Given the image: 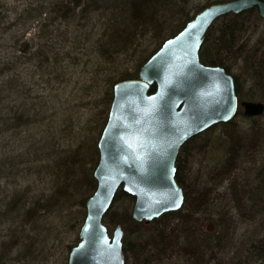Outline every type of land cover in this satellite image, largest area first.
Returning <instances> with one entry per match:
<instances>
[{"label": "rangeland", "instance_id": "1", "mask_svg": "<svg viewBox=\"0 0 264 264\" xmlns=\"http://www.w3.org/2000/svg\"><path fill=\"white\" fill-rule=\"evenodd\" d=\"M194 2V5H203L207 0ZM30 4L33 9L38 5L36 0H0V10L10 15V19L1 25L2 31L7 33L0 32V67L3 63L13 67V71L3 79H16L20 89L27 94V100H24L26 106L33 108L32 113L43 114V117L39 116L41 124L31 126L30 131L25 133L34 135L30 139L35 147L29 145L28 162L20 165L11 166V161L23 152L20 145L24 141L11 138L10 133H3L4 125L0 123V206L6 201L13 206L20 195L23 201H32L34 204L27 205L29 212L24 218L27 221L29 217H38L36 206L46 204L48 200H44L45 196L52 194L49 172L46 174L40 169L46 163L38 162L36 156L42 152L44 155L49 151L56 153L59 156L53 162L56 170L62 159H68V154L80 159V151L85 153L84 162L89 160L90 155H86L88 147L89 154L94 143L97 144L100 139L96 121H104V127L107 117L104 94L108 82L120 80L125 73H134L140 53L133 49L107 58L97 53L94 40L102 32L104 19L95 15L84 18L79 15L53 24L48 20L23 24L17 19V14ZM28 15L25 14L26 17ZM259 31H264V22ZM139 44L141 42L136 46ZM145 48L149 53L156 46L149 47L147 38L139 49ZM236 71L239 72V69ZM240 73L243 80V71ZM3 79L0 85H3ZM243 91L248 98L246 101L264 103V87L257 88L248 82V85L243 83ZM7 103L9 101L0 102V110ZM233 121L232 126L224 123L214 125L209 133L188 145L190 156L186 171L182 173V186L188 201L180 209L179 216L189 213L197 235L188 241L181 236L178 246L161 255L167 257L166 264H234L245 256L252 243L264 240V192H257L260 171L264 167V149L260 148L264 146V113L249 117L243 111V117L236 115ZM254 124L260 126L263 132L256 134L252 129ZM231 136L243 141L248 138V143L244 142L246 148L241 150V146L235 155L228 150L231 146L226 148L222 145ZM46 142L48 147L44 149ZM98 163L95 167L94 162L91 163L93 176ZM84 199L77 201L76 208H62L64 213L60 215L46 216L43 210L41 217L31 220V226L18 223L20 228L16 235L21 246L13 250L10 245L14 236L10 234L9 224H6L5 229L2 228L4 236L0 240V260H7L8 264L10 258L12 264H68L71 249L79 242L83 221L78 222L75 214L80 205L82 208ZM133 207L134 204L125 201L117 204L112 211L113 221L125 222L126 229H129ZM179 220L171 216L162 222L175 226ZM106 225L111 233L117 226L109 222ZM171 229H167L169 238L175 240L173 235L178 234V230ZM34 250L40 257L35 262L29 258ZM131 257L126 264L149 263L144 255ZM22 259L25 262H17Z\"/></svg>", "mask_w": 264, "mask_h": 264}, {"label": "trees", "instance_id": "2", "mask_svg": "<svg viewBox=\"0 0 264 264\" xmlns=\"http://www.w3.org/2000/svg\"><path fill=\"white\" fill-rule=\"evenodd\" d=\"M194 1L195 0H36L38 5H36L34 9L31 8L32 4L26 6L25 9L18 12L17 19L19 21L22 20L23 24L26 25L28 22L35 21L40 23L47 20L49 22L51 21L53 24L56 23V21H69L71 17L79 15L83 18L84 16L95 15L104 19L102 23L103 28L100 29L102 32L94 40V50L97 53L107 58L109 56L111 57V55L116 56V54L133 51V49L136 50V53L140 52L136 60L138 67L134 73H125L121 76L120 80L108 82V88L105 90L104 94L108 106L107 117L104 124L105 127L110 106L113 101L114 84L122 80L137 78L140 67L161 47L166 39L181 31L184 26L205 7L228 0H207L203 5H194ZM31 12H34L32 13L33 15ZM26 13H29L27 17L25 16ZM9 19V13L1 9L0 32L3 34L7 32L2 31L1 25ZM98 21L101 22L100 20ZM262 22H264V19L259 16L256 9H249L238 14L230 13L224 15L217 19L208 29L205 41L200 50V59L204 64L221 66L225 68L228 73L233 75L240 101L248 99L245 97L246 94L243 91V83L244 85H248V82L249 84L251 82V86L257 88L264 87V31H259ZM147 38L149 39V47L152 45L156 46V48L149 53L146 48V50L141 49L142 51L139 49L142 42ZM0 39L2 38L0 37ZM138 42H141V44L136 46ZM15 46H17V44H15ZM238 69L239 72L236 71ZM12 71L13 67H11L9 63H3V67H0V81L4 77H7ZM242 71L243 80L240 73ZM5 79H3L4 82H1L3 85H0V102L9 101V103L0 110V123L4 125V128H2L4 129L3 133H10L11 138L13 136L19 141L22 139L24 141V143L20 145V149L23 148V152L19 153L16 159L11 161V166H15L26 161L28 162L27 149H30L29 145L32 146L31 148L35 147L30 139L33 138L34 135L32 137L31 134L25 135V133L27 134V130L30 131L31 126L41 124L39 116L41 115V118L43 114H38V112L32 113L33 108L29 109L26 106L24 100H27L25 96L27 94L23 92L25 90L22 91V89H20L16 79H9L8 81H5ZM6 84L8 85L4 86ZM155 89L156 86L153 85L151 87V92ZM6 90L8 92H6ZM237 115L243 117L241 107ZM103 122L104 121L101 120L96 121V124L99 125L97 133H100V136L104 128ZM225 124L227 126H232L234 121L232 120L224 123V125ZM101 127L103 128L101 129ZM252 129L256 134L263 132L262 128L256 124H254V128ZM210 130L211 129L190 139L180 149L176 165L177 181L182 188L184 183L182 173L186 171V163L190 156L188 145L199 139L202 135L209 133ZM245 139L243 141L231 136L226 138L222 145L226 148L227 145L231 146L228 150L233 153L232 155H235L241 146V150L246 148L244 142L248 143V138L245 137ZM244 144L245 146H243ZM47 145L48 143L45 146L43 145V148L45 149V147H48ZM260 148L263 150L264 146L262 145ZM39 149L41 150V148ZM88 150L86 151V155H90L89 160L87 159L84 162L83 158L86 157L85 153H80V151H78L80 159L68 154V156H66L68 159H62L60 165L58 164L57 170L54 168L53 163L59 159L56 153L53 154V151H49L44 155L42 152L40 155L38 154L36 156L38 162L42 161L46 163V165L42 164L40 169L46 174L49 172L51 177L49 183L51 185L52 194L50 196H45L44 200H48L46 204L44 203L42 206H36L37 212L39 213L38 217L37 215L32 218L29 217L28 221L24 218L26 216L25 213L28 215L29 212L27 211V205L31 203L34 204L32 201H26L25 199V201H23V199H20V195L17 197V201L13 206L9 201L3 203L2 206H0V208L4 207L3 210L0 209V240L4 236L2 228L4 227L3 229H5L6 224H9L10 234L14 236L13 243L10 245L11 249L13 250V248L21 246L19 243L20 238L16 235L20 228L19 225H17L18 223H21L23 226L30 225L31 220L41 217L43 210L46 216L60 215V213H64L63 209L68 210L73 207L76 208L77 201L85 197L81 203L82 208L80 205V207H78L79 210L76 211L75 214V218L78 222L80 220L84 222L86 217V201L97 188V181L93 176L92 169L99 161L98 142L97 144L94 143L93 148L90 150L91 153L88 154ZM46 161L50 162L47 164ZM93 162L94 165L92 167L91 163ZM53 168L54 172L52 170ZM0 172L2 171L0 170ZM17 172H19V170ZM260 172V186L257 192H264V167ZM184 196L185 200L183 206L188 201V195L186 196L185 191ZM122 201L134 204L135 198L124 192L123 189H120L114 198L111 208L104 217V222L122 226L125 233L123 248L126 262L132 258V255L135 258H140L144 255L146 256V260L149 261V263L146 264H166L165 261L167 257H161V255H165L167 251L178 246L181 236H183L184 241H188L189 238H194L197 235L193 226V220L189 217V213L180 217V210L165 213L161 217L150 222L135 221L131 215L130 219L132 224L128 226L129 229H126L124 225L125 222L113 221L112 217V211H114L117 204ZM51 203H53V205H51ZM6 206H8V208H6ZM32 210L36 211L35 208ZM171 216L175 219H180L175 226H172L170 222H162L164 218ZM14 226L16 227L15 229H13ZM169 228H172L171 230L174 231L178 230V234L173 235L176 237H174L175 240L169 238L170 233L167 232ZM38 256L39 253L34 250L33 253H30L29 258L35 262L39 260L40 257ZM150 257L152 260H149ZM12 261L13 260L10 258V264H12ZM19 261L25 262V259L18 260L17 262ZM7 262V260H0V264H8ZM234 264H264V240L252 243L248 247L245 256L241 257Z\"/></svg>", "mask_w": 264, "mask_h": 264}, {"label": "water", "instance_id": "3", "mask_svg": "<svg viewBox=\"0 0 264 264\" xmlns=\"http://www.w3.org/2000/svg\"><path fill=\"white\" fill-rule=\"evenodd\" d=\"M249 9H256L264 19V0H228L205 7L163 42L140 67L137 78L114 84L98 142L97 188L86 201L79 242L71 249L68 264H126L122 226L117 225L111 235L104 223L120 189L135 198L132 218L138 222L182 208L185 197L176 165L181 147L214 125L233 120L239 107L234 77L221 66L204 64L200 50L217 19ZM153 85L156 89L151 92ZM240 105L249 117L264 113L262 102ZM134 132L145 133L161 151L142 162L134 160L121 143L139 139Z\"/></svg>", "mask_w": 264, "mask_h": 264}, {"label": "snow or ice", "instance_id": "4", "mask_svg": "<svg viewBox=\"0 0 264 264\" xmlns=\"http://www.w3.org/2000/svg\"><path fill=\"white\" fill-rule=\"evenodd\" d=\"M167 83V82H166ZM234 111V105L231 109ZM225 119L228 118L227 116L224 117ZM134 137H138L139 139L135 141H128V140H122L121 143L124 147L125 151H128L132 154V158L137 161L143 160L145 156L148 158H151L153 155L159 153L161 151V148L157 145L151 142V140L148 139V136L143 132H134ZM173 144H169L168 147H173ZM124 159H127V157H123ZM173 206H179L175 203L173 200ZM103 206V204H101Z\"/></svg>", "mask_w": 264, "mask_h": 264}]
</instances>
